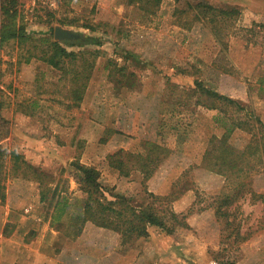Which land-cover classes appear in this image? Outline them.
<instances>
[{
  "label": "rangeland",
  "instance_id": "rangeland-1",
  "mask_svg": "<svg viewBox=\"0 0 264 264\" xmlns=\"http://www.w3.org/2000/svg\"><path fill=\"white\" fill-rule=\"evenodd\" d=\"M14 1L16 11L7 17L2 13L7 1L0 0V30L5 25L31 39L11 36L2 43L0 36L1 215L10 208L13 216L27 213L28 208L49 218L47 204L40 201L38 174L18 169L12 151L40 168L50 186L66 188L74 201L85 197L75 167L81 162L97 167L105 185L136 202L145 203L148 192L173 196L171 207L188 213V225L170 235L152 226L148 237L128 243L93 222L78 237L59 226L53 251L63 253L62 262L220 264L228 258L236 264H264V170L246 179L254 195L247 191L229 207L236 209L245 236L236 243L229 234L233 227L217 217L213 205L235 183L203 163L211 138L224 132L217 118L223 115L207 107L195 88L200 82L264 121V0H209L241 10L226 31L227 48L203 22L190 29L179 26L173 14L184 2L177 0H162L151 15L129 0ZM57 27L80 36L57 39ZM43 36L62 42L77 58H67L63 69L45 62L35 41ZM81 66L88 67L90 77L77 103L74 90L81 81L73 78ZM250 138L249 132L236 129L230 140L241 149ZM147 140L168 150L150 178L144 179L137 167H126V176L110 165V154L137 152ZM14 228L10 222L8 232ZM31 230L26 244L21 237L0 238V264H17L11 252L21 244L25 264L58 263L48 241H30Z\"/></svg>",
  "mask_w": 264,
  "mask_h": 264
},
{
  "label": "trees",
  "instance_id": "trees-1",
  "mask_svg": "<svg viewBox=\"0 0 264 264\" xmlns=\"http://www.w3.org/2000/svg\"><path fill=\"white\" fill-rule=\"evenodd\" d=\"M6 1L2 4V13L10 17L16 11L15 1ZM177 1L184 2L183 7H177L173 14L179 26L190 29L196 22H203L217 41L227 48L229 32L226 31L235 25L241 15V10L238 7H221L209 0ZM161 2L162 0H129L130 4L138 5L150 15L156 13ZM4 27L5 25L0 30L2 43L11 36H19L21 40L30 38ZM86 27L95 29L90 24H87ZM35 41H38L42 53L38 56L57 69L64 68V61L67 58H77L78 56L77 52L68 50L62 42L48 36L40 37ZM89 77L87 66H81V69H77L74 74L73 82L81 81L82 88L78 89L77 87L74 90L77 103L84 98ZM195 88L199 91L201 98H206L207 107L217 108L223 115V117L220 118L219 115L217 118L224 126V132L221 136L217 135L211 138L204 153L203 163L209 170L222 174L227 180H232L235 183L231 192H225L215 197L213 205L217 217L225 220V225L229 229L233 227L229 234H234V242H241L245 236L236 223V209L231 211L229 207L241 194L247 191L254 195V191L249 188L246 179L255 170H264V121L253 112L246 111V107L241 102L206 87L200 82H196ZM231 110L232 114H230ZM242 110L246 112L243 113ZM236 129H242L251 135L249 142L241 149L233 145L230 140ZM167 151L163 144L147 140L143 143V149L137 152L120 149L110 154L109 163L126 176L130 174L126 167H137L143 173L144 179H148L156 171ZM1 155L0 148V158ZM12 158L18 169L22 168L24 172L38 174L37 177L41 185L40 201L48 206L50 223L56 230H60L61 227L65 229L68 236L78 237L83 232L85 224L93 222L99 227L113 229L121 235L123 243H128L137 238L148 237L152 226L160 232L170 235L178 227L188 225L186 221L188 213H178L171 207L173 196L148 192L145 203L136 202L135 199L117 193L113 188L105 185L100 180V170L93 165L81 162L75 164L79 173L77 181L85 197L74 201L66 188L59 189L58 185L50 186V182L40 172V168L29 163L20 153L12 151ZM4 198L5 194L1 192L0 187V199L3 201ZM45 218L48 219V216L46 215ZM9 225L10 222L5 229L6 235L10 233L8 232ZM220 264H236V261L227 258L220 260Z\"/></svg>",
  "mask_w": 264,
  "mask_h": 264
},
{
  "label": "crops",
  "instance_id": "crops-1",
  "mask_svg": "<svg viewBox=\"0 0 264 264\" xmlns=\"http://www.w3.org/2000/svg\"><path fill=\"white\" fill-rule=\"evenodd\" d=\"M27 213H24V211H19L17 212V214H15L14 216L11 215V208L8 209V211L5 212V215H1L0 212V238L1 241H6L7 239L13 240L15 238H22V242L24 244H26L27 241H29L28 239H26V235L27 233L30 231H32L31 229H34V235L32 236L33 239H31L30 241L37 240V239H41L44 238L43 241H48V248L51 249V252L55 253L54 249V238L57 237L58 234L57 230L51 225L50 223V219H46L43 215V213L41 212H34L32 209H25ZM1 211V210H0ZM30 212V213H29ZM29 213V214H28ZM9 222H13L14 223V229L11 233H9L8 235L5 234V229L7 227V224ZM29 232V233H30ZM24 247L21 244L19 246V248L16 250H12V255L14 256V263L17 264H25L22 258L25 257V251H24ZM55 256L53 257V260L56 259V261L58 262L57 264H66L65 262H62L63 259V253H55ZM19 258V260L17 259ZM51 260V257L47 258ZM18 261H21L18 263ZM31 263L36 264L33 260H31Z\"/></svg>",
  "mask_w": 264,
  "mask_h": 264
},
{
  "label": "water",
  "instance_id": "water-1",
  "mask_svg": "<svg viewBox=\"0 0 264 264\" xmlns=\"http://www.w3.org/2000/svg\"><path fill=\"white\" fill-rule=\"evenodd\" d=\"M55 34H56L57 39H74V38H78L80 36L79 34L73 32V31L64 29L62 27H57Z\"/></svg>",
  "mask_w": 264,
  "mask_h": 264
}]
</instances>
